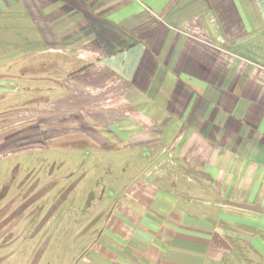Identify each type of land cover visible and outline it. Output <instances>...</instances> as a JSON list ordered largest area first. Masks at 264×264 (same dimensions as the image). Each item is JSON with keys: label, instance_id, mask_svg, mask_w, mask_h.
<instances>
[{"label": "crops", "instance_id": "1", "mask_svg": "<svg viewBox=\"0 0 264 264\" xmlns=\"http://www.w3.org/2000/svg\"><path fill=\"white\" fill-rule=\"evenodd\" d=\"M21 107L14 139L128 162L83 177L74 264H264V0H0Z\"/></svg>", "mask_w": 264, "mask_h": 264}, {"label": "rangeland", "instance_id": "2", "mask_svg": "<svg viewBox=\"0 0 264 264\" xmlns=\"http://www.w3.org/2000/svg\"><path fill=\"white\" fill-rule=\"evenodd\" d=\"M24 111L30 109H0V264H74L88 244L78 236V220L103 209L89 205V197L84 203L93 178L88 173L94 166L128 162L120 156L97 159L88 147H66L63 140L14 139L8 116ZM27 118L23 113L18 120Z\"/></svg>", "mask_w": 264, "mask_h": 264}]
</instances>
